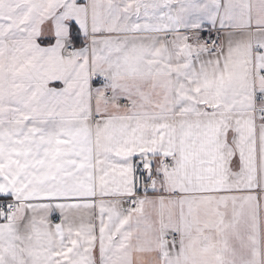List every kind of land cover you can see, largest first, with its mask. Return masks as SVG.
Here are the masks:
<instances>
[{"label":"snow or ice","instance_id":"obj_1","mask_svg":"<svg viewBox=\"0 0 264 264\" xmlns=\"http://www.w3.org/2000/svg\"><path fill=\"white\" fill-rule=\"evenodd\" d=\"M0 264H264V0H0Z\"/></svg>","mask_w":264,"mask_h":264}]
</instances>
